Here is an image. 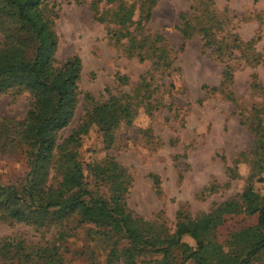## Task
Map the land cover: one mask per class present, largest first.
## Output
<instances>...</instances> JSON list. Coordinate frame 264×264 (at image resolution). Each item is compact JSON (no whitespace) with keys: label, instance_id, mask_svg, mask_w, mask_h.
Masks as SVG:
<instances>
[{"label":"rangeland","instance_id":"rangeland-1","mask_svg":"<svg viewBox=\"0 0 264 264\" xmlns=\"http://www.w3.org/2000/svg\"><path fill=\"white\" fill-rule=\"evenodd\" d=\"M47 1L56 12L57 61L74 54L81 60L82 94L60 139L84 113L85 93L93 97L87 106L110 95H127L133 110L117 126L112 145L104 148L94 126L78 140L79 158L89 162L113 156L124 168L120 179L128 184L127 207L146 221L163 223L168 233L179 218L218 208L215 241L224 250L239 249L243 242L231 244L232 236L257 218L254 204L241 193L251 184L264 194V0H158L149 17L129 29L138 31V39L161 33L159 65L158 51L142 59L146 47L131 48L127 38L109 37L108 29L117 26L95 19L94 0ZM113 6L96 4L99 11ZM139 15L136 8L133 20ZM201 27L214 37L209 46H203ZM226 64L229 75L223 80ZM29 101L27 92L0 94V116L21 119ZM27 169L18 151L0 153V183L19 185ZM100 189L107 192L104 186ZM66 233L70 235L58 239L52 225L34 228L0 217V238L55 246L62 264L172 262L152 251L137 253L131 261L123 239L103 236L91 224ZM201 259L185 264H206ZM208 260L214 264L215 258ZM252 264H264V256Z\"/></svg>","mask_w":264,"mask_h":264},{"label":"trees","instance_id":"trees-1","mask_svg":"<svg viewBox=\"0 0 264 264\" xmlns=\"http://www.w3.org/2000/svg\"><path fill=\"white\" fill-rule=\"evenodd\" d=\"M115 5L99 11L97 3ZM158 0H94L91 4L95 19L113 22L109 37L127 38L128 46L146 47L142 59L157 52L161 55L162 35L136 37L133 24L147 19ZM140 11L133 20L135 9ZM145 10V13H144ZM56 17L53 4L47 0H0V94L15 96L27 92L29 101L20 119L0 116V153L18 151L26 159L27 171L19 183H0V217L22 222L34 228L52 225L58 239L69 236L66 230L91 224L108 238L117 236L126 243L129 260L140 252H158L170 264H185L200 256L211 264H252L264 256V194L248 184L241 197L254 204L256 223L232 236L231 244H242L237 250H224L215 241L216 211L199 217L182 218L177 213L175 230L168 233L163 223L153 224L135 216L127 207L124 169L113 156L83 162L78 156V140L96 126L104 148L115 140V130L132 112L126 96L110 95L102 103L90 104L93 97L82 95L84 113L60 139V131L71 121L82 94L78 81L81 60L76 54L57 61V35L53 30ZM203 46L214 37L201 27ZM163 51L164 48L162 49ZM169 64V62H167ZM223 69V80L229 75ZM224 81L220 82V85ZM108 90V89H107ZM258 144V141H257ZM91 178V182L86 180ZM155 178V177H154ZM107 188L103 192L100 187ZM191 240L194 242L192 244ZM179 252L176 257L175 252ZM62 264L55 246L28 245L24 240L0 238V264Z\"/></svg>","mask_w":264,"mask_h":264}]
</instances>
